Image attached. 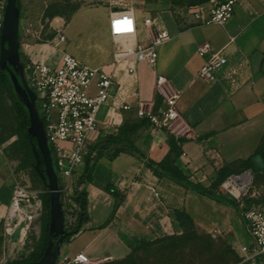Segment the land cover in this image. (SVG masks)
I'll return each mask as SVG.
<instances>
[{
    "label": "crops",
    "instance_id": "0c3cea01",
    "mask_svg": "<svg viewBox=\"0 0 264 264\" xmlns=\"http://www.w3.org/2000/svg\"><path fill=\"white\" fill-rule=\"evenodd\" d=\"M75 1L81 2V6L67 22L59 16L50 20L56 35H64L62 43H32L27 33L22 34L28 18L24 24L20 21V60L57 68L66 53L89 67L113 73L119 88L97 115L98 136L115 132L124 121L138 119L136 99H131L130 110L121 109L134 91L139 92L142 106L156 113L165 108L166 97L176 94L177 99L175 117L167 129L148 127L135 138L145 160L121 153L96 162L91 181L79 187L87 195L88 219L77 234L61 244L60 255L83 254L90 262L123 260L141 241L180 234L174 209H184L196 227L205 231L219 229L227 238L237 226L228 201L215 202L168 178H157L145 161H161L168 153V137L173 136L181 150L175 165L194 183L209 187L226 166L252 159L260 149L264 151L263 3L241 0L234 6L232 18L218 25L205 23L206 10L215 0L198 5L203 9L199 21L193 15L195 7L173 8L170 0ZM127 9L133 10L135 36L114 42L109 32L110 17ZM93 11H99L98 15ZM34 14L32 18L38 15L37 9ZM79 16L86 21L84 35L68 31ZM162 30L168 38L157 46L153 67L138 63L133 73L125 70L124 63L115 68L113 54L121 44L147 45ZM204 43L226 59L212 82L197 76L205 63L197 48ZM82 169L83 166L78 168L75 180ZM107 186L114 187L122 198L116 200L107 193ZM221 187L224 194L231 196ZM13 188V171L0 149V264H6L10 247L25 246L26 241L11 240L2 234ZM227 241L231 243L233 239ZM241 246L242 243L238 244L237 253Z\"/></svg>",
    "mask_w": 264,
    "mask_h": 264
},
{
    "label": "built area",
    "instance_id": "2783aa9c",
    "mask_svg": "<svg viewBox=\"0 0 264 264\" xmlns=\"http://www.w3.org/2000/svg\"><path fill=\"white\" fill-rule=\"evenodd\" d=\"M241 0H215L207 9L206 24H226L233 16V9ZM263 3L264 0H260ZM194 18L199 21L203 9L195 7ZM22 13V12H21ZM150 23L149 19L145 20ZM109 32L114 42L133 39L136 33L132 9L116 13L109 20ZM168 38L165 31H158L147 45L121 44L113 54L115 68L124 63L125 70L133 73L135 65L145 63L153 67L157 61L156 48ZM55 41H65L63 34L58 33ZM197 54L205 58L197 76L207 82L215 81L218 68L226 63L220 52L213 51L204 43L197 48ZM28 87L35 95V107L43 125L44 136L50 150L52 164L57 176L60 198L66 210L68 224L74 222L76 208L72 197L75 188V174L84 165L87 148L98 138L97 115L103 105L119 88L113 73L92 68L80 62L70 54H63L61 64L50 68L41 63H23ZM158 83L161 80L158 79ZM94 91L91 92V87ZM131 99H136L137 116L147 117L155 130L167 129L175 117L176 94L166 97L165 108L157 114L144 111L138 91H134L130 100L121 106L123 110L132 108ZM245 189L241 192V195ZM43 191L30 188L14 178V188L2 221V234L10 238L14 230L21 226L22 238L26 240L31 226L41 212V194ZM240 195V197H241ZM239 197V198H240ZM238 199V198H236ZM243 228L250 238L238 252L237 264H264V207L243 209L240 213ZM219 234V229L213 230ZM11 239V238H10ZM90 260L83 254L74 257L60 255L55 264H89Z\"/></svg>",
    "mask_w": 264,
    "mask_h": 264
},
{
    "label": "rangeland",
    "instance_id": "374dc122",
    "mask_svg": "<svg viewBox=\"0 0 264 264\" xmlns=\"http://www.w3.org/2000/svg\"><path fill=\"white\" fill-rule=\"evenodd\" d=\"M5 6L6 0H0V28ZM80 6L81 2L75 0H22V13L19 23L23 20L22 24H24L26 22L25 20L28 18V24L22 30V34L24 32L27 33V39L32 43L56 45L58 44V41H54L56 32L50 26L49 17H44V15L48 12L50 15L68 16L73 10ZM36 9L38 15L32 18V15H35ZM92 13L98 15L99 11H93ZM85 25V19L83 16H79L70 29L68 28V31L72 30V32L77 35H84L86 32ZM20 26L19 24V29ZM53 33L54 36L51 38ZM121 41H124V39ZM19 55L21 56V49H19ZM144 111H151V113L157 114L153 109L144 108ZM137 117L139 121L145 119L149 123V127H151L147 117ZM0 129L4 132L6 138L0 145V149L11 165L14 178L30 188L40 190V188L33 183L29 171L20 170L18 168L24 155L16 142L17 137L14 135L15 124L11 103L6 97L0 100ZM145 129H141L133 138L139 137V133ZM108 134L110 133L98 136L95 143H99ZM94 144L87 148V154L91 153L92 157H94L96 153H99V151L105 157H110L113 154V146L105 145L103 148L102 146H93ZM94 147L96 148L95 150H93ZM250 175L251 177L241 197L236 199L233 204L230 203L229 205L231 212L236 217L237 223L235 230L227 236L228 239H233L231 243L227 241V238H224V232L214 234L212 229L210 231H205L195 226L192 232L182 233L181 230L180 234L170 235L173 238L152 242L148 245L140 244L133 252L132 258L128 262L123 260L93 261L89 264H237L238 253L236 249L238 244L241 245L242 243V245H244L250 243L249 236L246 234L243 225L241 226L242 223L240 224V222H242L240 213L243 209L264 207V172L255 177H253L252 173ZM43 216L44 212L41 206L40 215L31 226L30 233L28 234L30 240L27 242V246L10 247L9 256L6 257V264L26 257L34 248V242L39 237ZM242 236L244 237L243 241L241 240Z\"/></svg>",
    "mask_w": 264,
    "mask_h": 264
},
{
    "label": "trees",
    "instance_id": "16d2710c",
    "mask_svg": "<svg viewBox=\"0 0 264 264\" xmlns=\"http://www.w3.org/2000/svg\"><path fill=\"white\" fill-rule=\"evenodd\" d=\"M21 1L16 0V11L18 13L19 20L21 18ZM154 1V0H147ZM208 0H170L171 7L173 8H190L201 5ZM7 2V0H6ZM80 7L73 10L68 16H60L56 14H48V12L44 15V17H49L51 20L55 16H59L63 18L66 22L70 19V17L79 9ZM1 29V28H0ZM54 36V33L51 35V38ZM19 41V36H18ZM21 61V60H20ZM23 64V62L21 61ZM6 97L11 103V110L13 114V120L15 124L14 135L17 137V145L20 150L23 152V159L20 161L18 168L20 170H28L33 183L40 188L43 193L41 194V203L42 209L44 212V216L41 222L40 233L38 239L34 242V248L29 252V254L16 261H11L8 264H27L31 262L39 261L44 253V250L47 245L48 238V230L50 223L49 216V191L46 189L44 184L42 183L38 173L35 170V159L33 153L31 151L32 146L36 147V151L39 153V150L36 145V141L34 138L30 137L28 134V129L30 127L29 116L27 108L21 99L16 95L14 88L12 86L10 77L8 73L0 68V100ZM149 127V123L142 119L141 121L132 120V121H124L115 131V133H110L105 136L99 143H95L93 146H102L103 148L106 146H113V154L110 157H106L108 159H113L121 153L129 154L131 156H135L139 159L145 160V155L137 148L135 145V138H133L141 129H145ZM4 132L0 129V145L5 141ZM181 141V139H179ZM178 139H175L173 136H169L167 140L168 145V153L164 156V158L159 162H154L151 160H146L145 165L149 168L152 173L157 178H168L169 180L175 182L181 187L194 191L195 193L204 196L208 199H211L215 202H220L221 200H226L229 203L233 204L236 199L231 198V196L224 194V191L221 185L225 182V180L230 176L240 175L245 171L250 170L253 174V177L259 175L264 172V169L261 171H256L251 162V158H248L244 161H238L232 163L217 173L216 179L211 183L209 187H203L198 183H194L189 179L188 176H185L175 165V160L180 154V147L178 145ZM98 144V145H97ZM96 148L94 147L93 150ZM263 149H260L258 153L260 154ZM5 156V155H4ZM103 156L100 151L96 153L94 157L91 156V153L85 156L84 165L81 174L75 181L74 194L72 197L73 203L76 208L74 210L73 216L75 218L74 222L68 224L65 216L66 210L64 208V204L62 202V198H60V204L64 216V229H65V237L63 242L68 241L72 236L78 233L83 223H85L88 219L87 215V195L85 190L79 189L80 185L85 182H90L92 179V172L96 162L102 158ZM6 158V157H5ZM40 173L44 174V164L42 158L40 157ZM14 175V174H13ZM105 191L112 195L116 200H120L122 195L112 186H107ZM174 218L177 221L179 227L182 230V233L192 232L195 227L193 219L184 209H174L173 210ZM1 232V225H0ZM173 238L170 235L164 236L162 238H157L151 241H141L137 246L132 247L130 253L123 259V261H130L132 258L133 252L137 249L140 244H150L152 242H159L162 240ZM30 240V237L27 236L25 241V247L27 246V242ZM56 239L53 240V244ZM2 242V237L0 236V244ZM239 261V257H238Z\"/></svg>",
    "mask_w": 264,
    "mask_h": 264
},
{
    "label": "water",
    "instance_id": "95a60500",
    "mask_svg": "<svg viewBox=\"0 0 264 264\" xmlns=\"http://www.w3.org/2000/svg\"><path fill=\"white\" fill-rule=\"evenodd\" d=\"M19 17L16 11V0H7L4 8L3 19L0 29V68L6 71L10 77L16 95L24 103L28 111L30 127L28 134L36 141L39 153L33 145L31 151L35 159V170L42 183L49 191V230L47 245L43 256L39 261L27 264H55L60 256V246L65 237L64 216L60 204V192L57 176L53 168L50 150L44 136L43 125L35 107V95L28 87L24 68L19 55ZM40 157L44 164L45 173L39 171L41 164ZM256 171L264 169V151L251 159ZM251 171H245L240 175L230 176L222 185L230 193L231 198H239L241 192L246 188L251 177ZM11 240L22 238L21 226L17 227L11 235ZM53 244V240H55Z\"/></svg>",
    "mask_w": 264,
    "mask_h": 264
},
{
    "label": "bare ground",
    "instance_id": "6f19581e",
    "mask_svg": "<svg viewBox=\"0 0 264 264\" xmlns=\"http://www.w3.org/2000/svg\"><path fill=\"white\" fill-rule=\"evenodd\" d=\"M17 245V244H16Z\"/></svg>",
    "mask_w": 264,
    "mask_h": 264
}]
</instances>
